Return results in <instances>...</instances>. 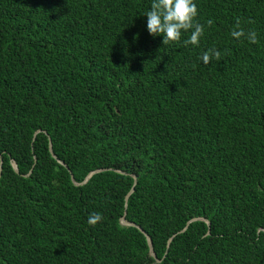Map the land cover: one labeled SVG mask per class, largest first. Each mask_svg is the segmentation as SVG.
<instances>
[{
  "label": "trees",
  "instance_id": "trees-1",
  "mask_svg": "<svg viewBox=\"0 0 264 264\" xmlns=\"http://www.w3.org/2000/svg\"><path fill=\"white\" fill-rule=\"evenodd\" d=\"M152 2L0 0V264H264V0Z\"/></svg>",
  "mask_w": 264,
  "mask_h": 264
},
{
  "label": "clouds",
  "instance_id": "clouds-1",
  "mask_svg": "<svg viewBox=\"0 0 264 264\" xmlns=\"http://www.w3.org/2000/svg\"><path fill=\"white\" fill-rule=\"evenodd\" d=\"M146 15V29L153 36H161L163 44L180 41L183 32L192 29L185 44L198 45L200 37L204 32V25L195 22L198 15V8L195 0H153ZM208 24L212 20L207 21ZM244 35L243 29L234 30L232 36L239 38ZM249 39L255 40V34L250 33ZM220 53L215 49L203 53L201 59L203 63H208L214 57L218 58ZM102 219L100 213L89 215L88 223L95 225Z\"/></svg>",
  "mask_w": 264,
  "mask_h": 264
},
{
  "label": "water",
  "instance_id": "water-1",
  "mask_svg": "<svg viewBox=\"0 0 264 264\" xmlns=\"http://www.w3.org/2000/svg\"><path fill=\"white\" fill-rule=\"evenodd\" d=\"M50 151H51V147H50ZM51 153H52V152H51ZM52 155L54 156L53 153H52ZM62 163H63V162H62ZM13 164H14V166H15V169L17 170L15 162H13ZM87 177H88V176H86V178H85L84 180H86ZM71 179H72V181H73L75 184H78V183L74 180L72 174H71ZM83 182H84V181H83ZM131 190H132V189H131ZM131 190L126 194L125 199H127V197H128V195L130 194ZM194 219H195V218H194ZM120 221H121V223H123V224H132V223H130L129 221H127V220L125 219L124 215H122V216L120 217ZM206 222L208 223V220H206ZM186 227H187V224H186V226L184 227V229H185ZM184 229H183V230H184ZM148 244H149V246H150V250H149L150 254H151L153 257H155L157 261H159V259L156 257L155 253H154L153 250H152L151 241H150L149 238H148Z\"/></svg>",
  "mask_w": 264,
  "mask_h": 264
}]
</instances>
